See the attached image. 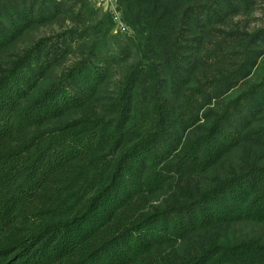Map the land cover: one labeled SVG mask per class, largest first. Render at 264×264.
<instances>
[{"label":"trees","instance_id":"1","mask_svg":"<svg viewBox=\"0 0 264 264\" xmlns=\"http://www.w3.org/2000/svg\"><path fill=\"white\" fill-rule=\"evenodd\" d=\"M119 10L108 91L92 0H0V264H264V0Z\"/></svg>","mask_w":264,"mask_h":264},{"label":"rangeland","instance_id":"2","mask_svg":"<svg viewBox=\"0 0 264 264\" xmlns=\"http://www.w3.org/2000/svg\"><path fill=\"white\" fill-rule=\"evenodd\" d=\"M93 3V2H92ZM264 25V11L261 10L255 15V20L252 23V27L256 26H263ZM76 25L66 21L65 23H60L51 27H44L41 28L39 31L32 33V35L27 38L21 45V47H25L29 44V42L34 41L38 38H51L54 39L58 35L68 31L69 29L75 28ZM131 33L130 31L128 33H122L120 32L116 27L113 28L111 31L110 35L104 39V41H99L100 42V47L103 49V52H106L107 50L108 54L110 57L114 59H121L120 65L118 64H113L112 69L110 70L109 74V82L106 86V89L108 91H111L113 89V85L121 78V75L123 71L125 70L126 66L130 63L135 58V49L129 45V43L126 40V36H130ZM93 37H90L91 40ZM98 46V47H99ZM128 52L125 54L122 52L121 49H126ZM84 54V49H76L73 47L65 56L64 59V67H70L72 66L75 62H77L80 59V56Z\"/></svg>","mask_w":264,"mask_h":264},{"label":"built area","instance_id":"3","mask_svg":"<svg viewBox=\"0 0 264 264\" xmlns=\"http://www.w3.org/2000/svg\"><path fill=\"white\" fill-rule=\"evenodd\" d=\"M96 9L110 16L114 26L122 33H128L129 29L122 20L119 10V0H92Z\"/></svg>","mask_w":264,"mask_h":264}]
</instances>
